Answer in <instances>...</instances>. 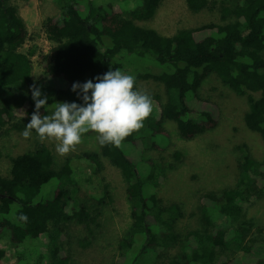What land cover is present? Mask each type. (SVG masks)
<instances>
[{
  "label": "trees",
  "instance_id": "trees-1",
  "mask_svg": "<svg viewBox=\"0 0 264 264\" xmlns=\"http://www.w3.org/2000/svg\"><path fill=\"white\" fill-rule=\"evenodd\" d=\"M54 2L60 13L43 21L52 45L42 56L43 77L33 80V51L20 50L28 36L26 25L14 4L0 0V88L17 85L26 91L16 108L0 107V134L21 135L25 130L35 109L31 85L40 88V98L47 96L46 110L42 107L40 112L49 115L58 102L82 103L79 89L71 90L74 82L95 83L94 77L116 68L123 72V63L138 60L158 67L133 75L136 88L139 79H151L156 85L148 92L152 112L140 128L154 143L166 138L167 125L173 126L182 139H192L218 125L217 105L198 93L208 77L215 82L212 90L225 86L245 97L243 126L264 142V0H186L194 13L218 9L220 21L181 27L171 34L142 23L153 17L160 0ZM196 103L200 107L195 108ZM211 103L216 110L209 107ZM32 135L37 136L34 130ZM144 146L135 131L120 147L98 143L96 150L76 155L93 174L101 171L102 159L106 160L120 171L125 183L131 221L118 241L123 256L118 264H148L144 255L161 249L172 250L165 254L162 264H233L235 255H226L230 240L238 244L235 254L241 258L239 264H264L262 228L243 214L247 200L264 195L260 185V181L264 184V158L242 153L232 184L200 193L196 207L201 227L182 230L177 227L184 216L182 204H165L147 192V180L154 176L152 169L146 176L140 173L138 157ZM71 161L67 157L55 167L51 149L35 138L30 150L9 157L7 174L0 173V237L12 245L15 264H72L67 255L59 256L56 245L72 223L88 233L77 238V243L83 247L91 243L97 213L78 200ZM52 179L57 181L52 196L39 198L42 187ZM101 188L97 202L110 203L109 183L102 182ZM21 214L27 217L26 222L20 219ZM237 221L239 226L233 227ZM253 227L256 233L245 241ZM48 246L51 251L44 256ZM0 264H11L2 245Z\"/></svg>",
  "mask_w": 264,
  "mask_h": 264
},
{
  "label": "rangeland",
  "instance_id": "rangeland-1",
  "mask_svg": "<svg viewBox=\"0 0 264 264\" xmlns=\"http://www.w3.org/2000/svg\"><path fill=\"white\" fill-rule=\"evenodd\" d=\"M18 8L28 36L21 45L23 52L33 51L30 55L32 61L31 78L38 80L43 77L42 56L50 48L49 41L43 29V21L46 17H56L60 13L54 0H9ZM218 9L201 10L192 12L186 4V0H160L159 6L153 17L146 21H140L163 34H171L181 27H192L203 23L219 22ZM158 67L150 61L128 60L123 63L125 74L135 75L136 72H145ZM161 69V68H160ZM215 85L213 78L208 77L203 81L198 93L201 97H209L217 105L219 112L218 125L192 139L179 137L173 126H166L167 136L156 139L155 143L140 129L137 131L145 142V146L139 153L138 166L143 176L149 174L152 169L153 180H147V192H151L160 198L163 203L179 202L183 206L184 216L178 220L177 227L182 230L201 227L198 220L197 204L200 193L217 191L232 184L236 173V161L242 153H249L254 159L264 158V142L257 135L248 132L242 121V116L247 109L245 97L235 95L225 86ZM137 89L147 92L156 89L151 79H139ZM26 97L25 88L17 85L0 88V107L8 109L16 108ZM200 107L196 103L195 108ZM209 107L214 111L216 106L211 103ZM17 108L15 112H19ZM18 114V113H17ZM52 114V111L49 115ZM36 135L25 139L15 132L0 134V173L6 175L9 169V157L30 150ZM54 156L55 167H59L68 157L72 159L74 170V188L79 201L85 203L90 211L97 213L96 224L90 235L92 241L83 247L77 243V238H82L88 233L80 225L70 224L59 237V256L67 255L68 262L72 264H118L123 256L118 248V241L128 231L130 225V204L125 193V183L120 171L102 159L103 167L98 174H93L84 161L76 155L84 150H96L98 148L97 133L89 131L82 136V142L77 145L75 151L65 156L56 152L57 141L44 140ZM139 152V151H138ZM102 182H108L112 201L107 204L97 202L102 192ZM57 185L52 179L46 183L39 194V198L48 199ZM260 185H263L260 181ZM204 202L205 199L203 200ZM243 214L255 219L262 228L264 237V195L247 200L243 204ZM221 220V219H218ZM221 222V221H219ZM239 226V221L232 224ZM251 229V234L244 237L247 241L256 232ZM87 233V234H86ZM0 245L7 251L11 264H15L14 249L6 239L0 237ZM139 242L137 243V246ZM152 245V244H151ZM153 246V245H152ZM237 242L230 240L226 249V255H235L231 263L239 264L241 258L237 257L235 250ZM154 248V246H153ZM26 249V248H25ZM51 251V246L44 249L46 256ZM172 250H160L156 253L147 252L144 260L148 264H162L165 254Z\"/></svg>",
  "mask_w": 264,
  "mask_h": 264
},
{
  "label": "clouds",
  "instance_id": "clouds-1",
  "mask_svg": "<svg viewBox=\"0 0 264 264\" xmlns=\"http://www.w3.org/2000/svg\"><path fill=\"white\" fill-rule=\"evenodd\" d=\"M93 79L95 83L87 80L82 84L74 82L71 86L73 92L79 89L77 95L82 103L58 102L51 115L41 114L42 107L46 110L47 96L40 98V88L31 85L35 109L21 135L28 139L34 130L41 141H57L56 152L60 156L75 151L83 134L89 131L97 133L101 146L120 147L124 139L142 128L150 116L153 109L151 95L135 87L133 75L117 68ZM20 219L27 221L23 214Z\"/></svg>",
  "mask_w": 264,
  "mask_h": 264
}]
</instances>
